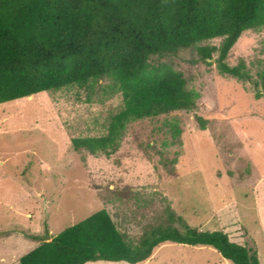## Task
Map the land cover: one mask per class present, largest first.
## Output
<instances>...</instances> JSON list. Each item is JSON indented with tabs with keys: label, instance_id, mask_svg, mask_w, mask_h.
Masks as SVG:
<instances>
[{
	"label": "rangeland",
	"instance_id": "1",
	"mask_svg": "<svg viewBox=\"0 0 264 264\" xmlns=\"http://www.w3.org/2000/svg\"><path fill=\"white\" fill-rule=\"evenodd\" d=\"M240 59L251 78L222 73L215 53L206 64L195 47L165 57L197 92L196 108L127 127L108 154L75 150L71 138L105 133L117 94L86 101L62 89L1 102L0 264H19L40 240L101 208L137 231L161 215L165 196L189 225L225 232L264 264V30L241 34L226 62ZM142 264L231 262L210 246L166 243Z\"/></svg>",
	"mask_w": 264,
	"mask_h": 264
},
{
	"label": "trees",
	"instance_id": "2",
	"mask_svg": "<svg viewBox=\"0 0 264 264\" xmlns=\"http://www.w3.org/2000/svg\"><path fill=\"white\" fill-rule=\"evenodd\" d=\"M247 30H264V0H0V103L62 89L86 101L99 91L117 94L105 133L71 138L75 150L108 154L109 144L116 148L143 120L196 108L197 92L165 57L195 47L206 64L215 53L222 73L251 78L243 59L226 62ZM259 79L264 88V69ZM163 200L161 215L137 231L121 229L108 209H98L40 240L19 264H142L166 243L210 246L231 264H260L254 248L189 225Z\"/></svg>",
	"mask_w": 264,
	"mask_h": 264
},
{
	"label": "water",
	"instance_id": "3",
	"mask_svg": "<svg viewBox=\"0 0 264 264\" xmlns=\"http://www.w3.org/2000/svg\"><path fill=\"white\" fill-rule=\"evenodd\" d=\"M207 60H211V58H206Z\"/></svg>",
	"mask_w": 264,
	"mask_h": 264
}]
</instances>
